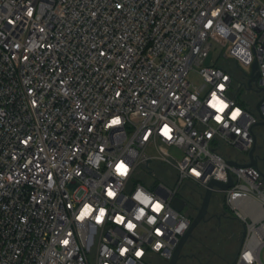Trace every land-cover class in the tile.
Segmentation results:
<instances>
[{
  "label": "built area",
  "instance_id": "1",
  "mask_svg": "<svg viewBox=\"0 0 264 264\" xmlns=\"http://www.w3.org/2000/svg\"><path fill=\"white\" fill-rule=\"evenodd\" d=\"M263 122L264 0H0V264L169 262L175 199L230 178L233 264H264Z\"/></svg>",
  "mask_w": 264,
  "mask_h": 264
},
{
  "label": "rangeland",
  "instance_id": "2",
  "mask_svg": "<svg viewBox=\"0 0 264 264\" xmlns=\"http://www.w3.org/2000/svg\"><path fill=\"white\" fill-rule=\"evenodd\" d=\"M219 52L220 48L216 46L214 54L215 59L218 58ZM229 68H231V66ZM234 86L237 100L241 106L250 109L251 112L255 114V105L260 100L259 94L254 91H247L244 88L238 93V83L235 82ZM224 150L230 153L234 158H238L242 155L231 146L224 147ZM256 153L260 156L259 167L264 171V135L260 136L258 139ZM179 154L180 152L177 153V155ZM156 177H158V179H167L169 177L168 169L162 167L157 168ZM133 181L151 187L153 181L158 180L151 175L145 176L142 174L135 177ZM184 192L188 197L189 205L184 208L182 214L193 219L198 213L205 192L201 187L192 184L189 185ZM224 203L222 194H213L206 221L202 222L193 232L192 237L188 240L183 249V257L178 264H199V262L191 256L192 250L203 257V261L206 264L234 263L240 250L245 230L239 222L232 219L227 214ZM261 259L264 263V247L261 251ZM153 264H169V262H161L156 259Z\"/></svg>",
  "mask_w": 264,
  "mask_h": 264
},
{
  "label": "water",
  "instance_id": "3",
  "mask_svg": "<svg viewBox=\"0 0 264 264\" xmlns=\"http://www.w3.org/2000/svg\"><path fill=\"white\" fill-rule=\"evenodd\" d=\"M210 59H211V56H209L208 59L206 60V65H209ZM257 69H258V65L254 64L253 69H252L253 70L252 77L248 83V88L250 90L253 89L252 83L255 82L257 80V78L259 77V73L257 72ZM259 125H264V122L260 123ZM256 149H257V145L255 144L249 153L250 162L247 165L259 167L258 159L255 157ZM229 164L230 165H236L234 162H229ZM263 178H264V174H263ZM231 186H232V179L231 178H230L228 184H223L220 182H212L209 184V186H208L207 190L205 191V194L202 198V203L200 205V208L198 209V213L192 219V223H191L189 230L181 238L180 243H179L177 249L175 250L174 255L172 256V258L169 261V264H178L180 259L183 257V255H182L183 249L186 246V243L188 242V240L192 237L193 232L196 230V228L202 222L206 221V217H207V214L209 211V206H210L211 199L213 196V188L217 187L221 190H226V189L230 188ZM173 206L177 211L181 212L187 206V202L185 200L177 198V199H175ZM244 236H245V232L243 234L242 242H243Z\"/></svg>",
  "mask_w": 264,
  "mask_h": 264
},
{
  "label": "clouds",
  "instance_id": "4",
  "mask_svg": "<svg viewBox=\"0 0 264 264\" xmlns=\"http://www.w3.org/2000/svg\"><path fill=\"white\" fill-rule=\"evenodd\" d=\"M217 107H219V108H223V105H221V104H219V102H217ZM237 115H239V113L238 112H234L233 113V117H235V116H237ZM217 119H219V118H217ZM167 133V129L165 130V134ZM120 171H126V169L124 168V166L123 165H121V167H120ZM109 195H111V193H109ZM88 211H90V209H86L85 210V214H87V212ZM101 216H103V212H101ZM129 227L131 228L132 227V225L131 224H129ZM137 255H140V253H137ZM244 259H247L248 261H249V264H252V259H253V257L251 256V255H249V254H245V256H244Z\"/></svg>",
  "mask_w": 264,
  "mask_h": 264
},
{
  "label": "trees",
  "instance_id": "5",
  "mask_svg": "<svg viewBox=\"0 0 264 264\" xmlns=\"http://www.w3.org/2000/svg\"><path fill=\"white\" fill-rule=\"evenodd\" d=\"M224 206H225V204H224ZM224 208H225L227 214H228L232 219H234V220H236L237 222H239L238 219H237L236 217H234V216L230 213V211L227 209L226 206H225ZM239 223H240V222H239ZM240 224H241V223H240ZM241 225H242V224H241ZM193 258H194L195 260H197V262H199V264H206L203 260L200 261V260H198V259L195 258V257H193Z\"/></svg>",
  "mask_w": 264,
  "mask_h": 264
},
{
  "label": "flooded vegetation",
  "instance_id": "6",
  "mask_svg": "<svg viewBox=\"0 0 264 264\" xmlns=\"http://www.w3.org/2000/svg\"><path fill=\"white\" fill-rule=\"evenodd\" d=\"M191 253H192V254H191L192 257H195V258H197V259L200 260V261L203 260V257L199 256V255L196 253V251L192 250Z\"/></svg>",
  "mask_w": 264,
  "mask_h": 264
}]
</instances>
